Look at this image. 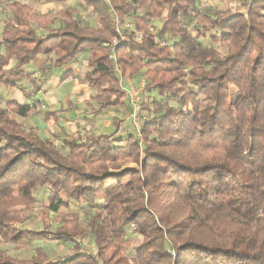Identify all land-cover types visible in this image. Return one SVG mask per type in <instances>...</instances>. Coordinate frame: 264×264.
<instances>
[{"label":"trees","instance_id":"1","mask_svg":"<svg viewBox=\"0 0 264 264\" xmlns=\"http://www.w3.org/2000/svg\"><path fill=\"white\" fill-rule=\"evenodd\" d=\"M77 2L9 0L0 86L28 81L26 67L41 56L51 70L88 53L90 112L126 107L123 80L147 79L142 143L131 123L120 133V117L105 133L47 138L19 120L37 105L0 106V264H54L41 248L19 260L5 247L50 235L74 245L56 264H264V0H245L240 10L199 0ZM64 3L58 17L37 8ZM116 19L134 27L112 50L104 44L117 36ZM124 159L136 167L111 170ZM41 189L45 215L58 225L25 229ZM87 237L90 255L81 251Z\"/></svg>","mask_w":264,"mask_h":264},{"label":"crops","instance_id":"2","mask_svg":"<svg viewBox=\"0 0 264 264\" xmlns=\"http://www.w3.org/2000/svg\"><path fill=\"white\" fill-rule=\"evenodd\" d=\"M53 7L59 9V4L45 5L44 7L37 6L38 9H44L45 12ZM88 56V53H84L71 64L51 70L48 69L47 57H39L37 61L26 67L27 72L30 74L28 81L21 82L14 89L0 86V106L5 105L9 100L26 105H37L38 110L36 113L23 119L25 125L28 124L27 127L35 126L30 120L36 116L42 117L45 128L52 123L58 126L57 132L66 134L69 137L78 128L86 129L87 133L89 131L108 132L111 129L112 118L114 117L122 119L121 127L131 109L130 103H126L128 104L126 107L113 110L112 115H109L111 117L109 122L108 112L95 114L90 112L87 107L89 98L94 93V90L82 81L85 73L89 71ZM143 83L144 81L138 78L125 80L124 87L132 89L140 87ZM42 107H45V109H42ZM48 112H56L57 114L47 121L44 119V115ZM20 122L22 121L20 120ZM126 125L130 127L129 123H126ZM52 131L55 132V130ZM46 137L49 138L48 135Z\"/></svg>","mask_w":264,"mask_h":264},{"label":"rangeland","instance_id":"3","mask_svg":"<svg viewBox=\"0 0 264 264\" xmlns=\"http://www.w3.org/2000/svg\"><path fill=\"white\" fill-rule=\"evenodd\" d=\"M78 0H76L77 2ZM245 0H199V5L201 7L203 6H210L213 7L215 9H219V10H223V9H242V4L244 3ZM9 2V0H0V34H1V23L5 17L4 15V9H6V5ZM74 0V3H76ZM78 3V2H77ZM67 3L64 4H59V9L57 7H53L51 8L48 12L51 13L53 16L58 17L60 15V12L67 6ZM45 6V5H44ZM42 6V7H44ZM40 8V7H39ZM42 10V9H41ZM44 10V9H43ZM81 11H83V9H79ZM84 13H86V15L83 17V19L85 20V23L89 24L92 27H97L98 26V21L96 20V17L94 15H92L91 13H89L88 11H85ZM163 20H158L156 22H154V27L156 29L161 27ZM150 34L155 37L157 40L158 36L157 34H152L150 32ZM138 79H141V81H147V79H145V76L139 77ZM145 94H141L140 95V101L142 99V97H144ZM147 98V97H145ZM148 101V100H146ZM142 103V101L140 102V104ZM4 106V105H3ZM42 109H45V107H42ZM115 109H110L108 112V122L111 121V117L109 116L110 114L112 115V111ZM140 112H141V107H140ZM144 116V114L141 115V117ZM18 118V117H17ZM22 121V123H24L25 125V121H23V119H20ZM35 126H31V128L33 129L32 131L35 134H39L43 137H46L47 135L49 136V138H53L55 133H60L57 132V125L54 124H50L48 125V127L45 128V125L43 124V118L42 117H33L30 120ZM29 121V124H30ZM28 126V124H27ZM43 128V129H42ZM130 128V127H129ZM134 128V127H133ZM52 130H55V132H53ZM86 130V129H84ZM131 132V129H129ZM134 131H136V129L134 128ZM127 132V131H126ZM137 132V131H136ZM135 132V133H136ZM74 132H72L71 134V138ZM125 132H122V134H124ZM127 167H136V165L134 163L128 162L125 159L124 160H120L116 166H113L111 168L112 171H120L124 168ZM37 199H38V204L34 207L32 213L28 216L26 222L22 225L23 228L28 229V230H33V231H46L48 226H57L58 225V219L55 215L50 214V215H45V202L47 200V191L46 190H39L36 193ZM83 218V216H82ZM137 226V225H136ZM131 238L130 240L133 243V247H136L137 245H139V243L141 242L142 238L141 236L135 235V234H131L130 235ZM24 244H20V245H25L24 247H17L16 245L13 244H8L5 245L8 253L19 260H29L32 257L35 256L37 249L41 248L44 250V254L48 256L49 261L53 262L54 264L58 263V261H64V259L69 258L70 256H72L74 254V245L69 243V242H65V241H60L57 240L55 238H53V236H49L47 239H42V240H24L21 241ZM83 244H93V240L91 237H87L86 239H84L81 243ZM128 254H132V249L128 248L127 249Z\"/></svg>","mask_w":264,"mask_h":264},{"label":"built area","instance_id":"4","mask_svg":"<svg viewBox=\"0 0 264 264\" xmlns=\"http://www.w3.org/2000/svg\"><path fill=\"white\" fill-rule=\"evenodd\" d=\"M82 17L85 16V13L83 12L81 14ZM134 25L132 22H126L124 25L120 23V21L118 19H116V31H117V36L112 39V41H110L109 43H105L104 45L106 47H110L112 50H115L118 46L122 45L123 43H125L127 41V36L124 33L125 29H133ZM149 31L152 34H156L155 33V28L154 27H150ZM115 58V55L113 56ZM115 70L117 71L118 68L115 67ZM125 81V80H123ZM146 87V81H144V83L140 86V87H136V88H125L124 86L122 87V92L125 94L126 97H128L129 99V103H130V111L128 113L127 119L125 121V123L120 127V131L121 132H126L128 130V127L126 125V123H131V125L136 129V131L138 132V136L141 133V129H142V124H143V117H141V114L139 112L141 104H140V95L144 93ZM85 134V130L84 129H77L76 131H74L72 138L77 139L80 135H84ZM141 136L138 137V140L140 141V143H142V139L140 138ZM59 145V141L55 142V146ZM130 232L138 235V227L133 224L130 227ZM95 250V246L91 245V244H83L81 245V251L82 253L86 254V255H90L93 251Z\"/></svg>","mask_w":264,"mask_h":264}]
</instances>
